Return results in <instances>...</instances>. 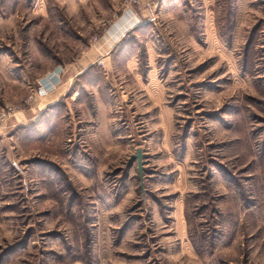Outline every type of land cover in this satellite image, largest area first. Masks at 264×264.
I'll return each mask as SVG.
<instances>
[{"label":"rangeland","instance_id":"obj_1","mask_svg":"<svg viewBox=\"0 0 264 264\" xmlns=\"http://www.w3.org/2000/svg\"><path fill=\"white\" fill-rule=\"evenodd\" d=\"M125 1L0 0V264H264V0H151L52 125L15 121L33 75L116 31ZM99 102L125 136L110 158Z\"/></svg>","mask_w":264,"mask_h":264},{"label":"crops","instance_id":"obj_2","mask_svg":"<svg viewBox=\"0 0 264 264\" xmlns=\"http://www.w3.org/2000/svg\"><path fill=\"white\" fill-rule=\"evenodd\" d=\"M152 4L153 3H151V0H143L141 1V4H139L140 5L139 7L133 8V10L131 8V11H128L129 7L127 8L124 7L125 9L123 10L124 11L123 20H121L120 24L117 25L116 31L110 30L109 32H106L103 35V37L100 39V41L93 43L92 45L86 47V49H83L81 54L73 61L69 63L65 62V64L62 62L57 65L49 66L47 70H45L46 72L49 71V73L50 72L57 73L62 69L61 70L62 71L61 82L57 84L56 87L50 92H48L47 94H40L38 92V86H35L33 90L34 93L30 92V95H28L29 96L28 103L26 99L27 96L26 97L21 96L20 101L21 100L24 101L23 104L25 107L23 109L21 108L19 109L18 113L14 116L15 121H17L18 123H21V125L31 124L32 122L38 119L37 117L39 116V114L43 113L48 108L57 105V102H59L62 99V97L67 96L69 84H71L73 80L78 78L81 74H84L85 71L89 67H91L93 64H95V62H97L99 58L103 57L104 59L106 58L109 59L108 58L110 57L109 51L111 47H113L114 42L117 43L121 40L120 38L117 39V37L120 35L122 31H125L126 33H128L135 28L137 23H140V22H148V21L154 22L155 16H157V14L155 15V9L153 8ZM16 13H17V10L9 11V8L0 10L1 19L8 18L9 16H12ZM0 25H1V28L4 30L5 29L4 25L3 24H0ZM58 65L60 66L57 67ZM21 75L23 74L21 73ZM4 76L8 81L10 80L17 81L13 79V77H10L8 74L6 75L4 73ZM42 76H43L42 71H39L35 75H33V78L34 79L36 78L37 84ZM14 77L18 78V75H15ZM28 78L30 79V77ZM22 84H25V83H22ZM148 90H150V88ZM5 94L7 95L9 94L10 96V91L8 88L1 91V96ZM145 95L147 97L148 92H146ZM124 101L126 100L124 99ZM150 101H151L150 103H153L151 96H150ZM26 103L28 104V108L26 107L27 106ZM126 105L129 108L133 107L132 106L133 104H131V102L129 103V101H126ZM100 106L101 104L99 102V104H97V114L93 116L92 120H88L89 126L95 129L88 130V132H89V136L98 143V146L103 148L101 151L104 152L105 154L104 157H108L107 155H109V158H110V157H114L113 155L117 152V150L120 147L119 145L117 148V145H116L117 142H120L121 138L123 137L124 139L125 136L120 135V133L118 134H116L115 132L112 133L111 128L114 125L113 120L111 119V117H107L109 116L107 115V113H105V116H102V117L98 115ZM149 108H150V105H149ZM164 110L165 109L162 107L161 112H163ZM87 136H88V133H87ZM111 144H113V146Z\"/></svg>","mask_w":264,"mask_h":264},{"label":"built area","instance_id":"obj_3","mask_svg":"<svg viewBox=\"0 0 264 264\" xmlns=\"http://www.w3.org/2000/svg\"><path fill=\"white\" fill-rule=\"evenodd\" d=\"M140 0H126L125 5L126 7L133 6L136 4H139ZM50 72L49 74H46L43 78H41L38 82V92L40 94H47L52 89L56 87V84L61 80L58 73ZM6 113H1V119L4 120L6 118Z\"/></svg>","mask_w":264,"mask_h":264},{"label":"trees","instance_id":"obj_4","mask_svg":"<svg viewBox=\"0 0 264 264\" xmlns=\"http://www.w3.org/2000/svg\"><path fill=\"white\" fill-rule=\"evenodd\" d=\"M54 107H57V105L53 106V107H50L46 110L45 112V117L42 118L43 120V123L39 124L40 127H42V125L44 124V122H47L52 125V122H53V114L55 113L56 110H53ZM41 129V128H40Z\"/></svg>","mask_w":264,"mask_h":264},{"label":"water","instance_id":"obj_5","mask_svg":"<svg viewBox=\"0 0 264 264\" xmlns=\"http://www.w3.org/2000/svg\"><path fill=\"white\" fill-rule=\"evenodd\" d=\"M142 156H143V153H142V149L141 148H139L137 150V153L132 156V158H137L138 166H139V170H140V174L141 175H142V168H143Z\"/></svg>","mask_w":264,"mask_h":264}]
</instances>
